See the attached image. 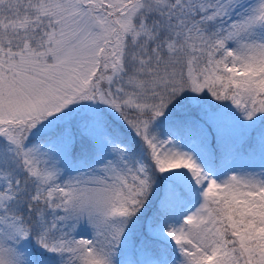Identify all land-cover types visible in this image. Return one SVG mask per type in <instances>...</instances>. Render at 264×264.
<instances>
[{
	"label": "snow or ice",
	"instance_id": "obj_1",
	"mask_svg": "<svg viewBox=\"0 0 264 264\" xmlns=\"http://www.w3.org/2000/svg\"><path fill=\"white\" fill-rule=\"evenodd\" d=\"M0 264H264V0H0Z\"/></svg>",
	"mask_w": 264,
	"mask_h": 264
}]
</instances>
